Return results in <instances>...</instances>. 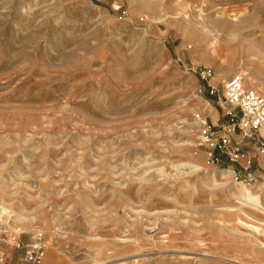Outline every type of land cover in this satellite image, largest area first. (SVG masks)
I'll use <instances>...</instances> for the list:
<instances>
[{
	"label": "rangeland",
	"instance_id": "obj_1",
	"mask_svg": "<svg viewBox=\"0 0 264 264\" xmlns=\"http://www.w3.org/2000/svg\"><path fill=\"white\" fill-rule=\"evenodd\" d=\"M235 76L264 91V0H0L5 264L36 232L41 264H264V156L246 186L196 146Z\"/></svg>",
	"mask_w": 264,
	"mask_h": 264
},
{
	"label": "built area",
	"instance_id": "obj_2",
	"mask_svg": "<svg viewBox=\"0 0 264 264\" xmlns=\"http://www.w3.org/2000/svg\"><path fill=\"white\" fill-rule=\"evenodd\" d=\"M199 72L202 79L209 78L211 74L209 70L199 69ZM222 98L231 106V110L226 112L231 117L230 122L216 130L206 119L195 114L196 146L205 150L208 157H214L215 152H218L230 164L228 169L233 180L236 182L241 178V183L249 186L256 176L251 172L253 161L245 148L249 147L257 155L264 156V91L244 88L242 77L235 76L223 83ZM232 111H236L238 116L232 115ZM213 160L219 163L218 158L214 157ZM261 181L264 184V177ZM35 238L27 244L20 241L14 243L20 264L42 263L46 243L41 233L36 232ZM6 259L2 254L0 264H5Z\"/></svg>",
	"mask_w": 264,
	"mask_h": 264
},
{
	"label": "bare ground",
	"instance_id": "obj_3",
	"mask_svg": "<svg viewBox=\"0 0 264 264\" xmlns=\"http://www.w3.org/2000/svg\"><path fill=\"white\" fill-rule=\"evenodd\" d=\"M242 191H243V197H244V199L246 201H248V202H250V203H252L254 205H258L259 204V201H258V197L257 196L252 195V193H250L249 191H247L246 188H242ZM2 213H5V210H3Z\"/></svg>",
	"mask_w": 264,
	"mask_h": 264
}]
</instances>
